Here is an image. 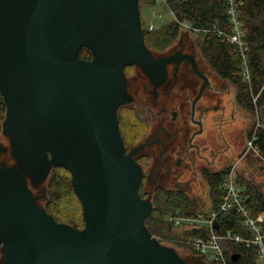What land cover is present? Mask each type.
Listing matches in <instances>:
<instances>
[{
  "label": "water",
  "instance_id": "water-1",
  "mask_svg": "<svg viewBox=\"0 0 264 264\" xmlns=\"http://www.w3.org/2000/svg\"><path fill=\"white\" fill-rule=\"evenodd\" d=\"M140 14L139 0H0L4 132L17 160L0 166L3 264H188L146 226L155 208L117 126L124 68L163 77L171 61L146 46ZM53 167L71 172L83 228L57 222L28 186L29 176L42 190Z\"/></svg>",
  "mask_w": 264,
  "mask_h": 264
},
{
  "label": "flooded vegetation",
  "instance_id": "flooded-vegetation-1",
  "mask_svg": "<svg viewBox=\"0 0 264 264\" xmlns=\"http://www.w3.org/2000/svg\"><path fill=\"white\" fill-rule=\"evenodd\" d=\"M154 58L157 61L171 58L165 64L163 77L156 73L150 77L137 64L124 68L125 89L130 99L115 111L124 153L131 155L142 169L139 185L142 198L147 193V173H151L156 181L154 194L158 190L181 192L189 200L198 201L197 196H191L194 186L210 189L207 175L223 171L214 164L218 155L208 154L212 147L206 139L205 109L199 105L204 91L212 86L210 76L187 48ZM6 117L7 105L0 91V166H16L11 137L4 132ZM214 149L221 150L223 145L219 143ZM214 149L211 154L216 152ZM249 151L245 150L239 158L248 160ZM12 156L14 165L8 164ZM254 170L248 179L255 184L252 177L263 173L264 166Z\"/></svg>",
  "mask_w": 264,
  "mask_h": 264
},
{
  "label": "trees",
  "instance_id": "trees-1",
  "mask_svg": "<svg viewBox=\"0 0 264 264\" xmlns=\"http://www.w3.org/2000/svg\"><path fill=\"white\" fill-rule=\"evenodd\" d=\"M157 0H153V4ZM169 7L174 11L180 21H185L195 29L202 37L201 54L215 73L224 80L231 82L237 89V104L250 113L258 109H264V0H243L240 7L241 20L245 28L244 40L247 49L242 52L239 47L229 40L232 26L227 11V0H167ZM167 40H174L181 28L178 22L166 24L163 27ZM146 46L149 42L148 29L142 26ZM156 31V30H153ZM156 41V40H155ZM91 51L83 47L80 51ZM85 59V58H83ZM253 147L261 158L264 159V127L255 129ZM253 135H251L252 137ZM63 169L64 172H61ZM221 172L207 175L210 185L212 206L217 207L221 195L219 185ZM238 182L242 188L241 195L253 215L264 212V195L257 186L249 179L238 176ZM49 194L51 205L58 203L62 198L69 195L77 196L71 172L64 167H56L54 175L49 182ZM79 199V198H78ZM156 211L146 219V226L153 234L154 228L168 231L172 225L168 224L165 216L175 209L181 214L192 215L195 211L187 209L191 201L181 192L156 191L153 197ZM57 222L54 212L46 209ZM83 215V213H82ZM226 228L238 232H246L239 223V216L234 212L226 213L221 218ZM64 223V222H63ZM84 221L82 220L83 224ZM80 228L79 224L72 225ZM84 227V224L82 225ZM264 229V225H263ZM227 253L228 264H261L254 248H247L242 244H229ZM233 253L241 254L238 261H232ZM215 264L214 262H211Z\"/></svg>",
  "mask_w": 264,
  "mask_h": 264
},
{
  "label": "rangeland",
  "instance_id": "rangeland-1",
  "mask_svg": "<svg viewBox=\"0 0 264 264\" xmlns=\"http://www.w3.org/2000/svg\"><path fill=\"white\" fill-rule=\"evenodd\" d=\"M152 1L153 0H139L142 26L147 29L150 21L153 19L155 25L153 30H156H149L151 33L147 34L149 40H154V43L149 42V44H147L148 49L152 54L158 57L164 54L169 55V53H172L178 48H187L190 49L192 54L202 63L201 65L207 70L212 84L211 87H208L204 91L203 97L199 101V105L205 109L204 115L207 117H205V123H209V125L206 124V139L207 144H210L212 150H209L208 154L211 156L218 155L217 159H215L216 163L214 164L216 168H219L226 162H236L239 157L243 156L245 150H250L246 157H249V159L241 160L239 163L238 173L243 178H251V173L256 171L254 170L255 167H259L260 165L263 166L264 164V159L259 156L255 148H249V142L252 140L251 135H253L255 129L264 127V109H258L253 115V113L246 111L237 104L236 87L231 82L221 79L207 63L203 54H201L202 37L197 31L189 27H181L174 40H167L163 33L164 29L161 27L175 22V16L171 14V9L163 0H157L154 4ZM153 12L160 14L161 17L159 15L157 18H154L152 15ZM81 56L85 59H91L92 53L84 51ZM200 113L201 111L197 113V116H199ZM240 140L244 141L243 145ZM216 141L218 144L221 143L223 145V149H214V146L218 145L215 143ZM213 149L216 152L211 154L210 152H212ZM8 164H15L13 156L8 159ZM230 165L226 166L224 170ZM55 168L56 167H53L52 176L54 175ZM61 172H64L63 169ZM147 174L148 184L146 187L147 193L145 200L150 201L153 204V208H155L153 195L156 181L151 173ZM27 179L28 186L32 189V193L36 195L37 204H42L41 206L45 209L54 212L55 218L58 221H63L70 225L79 224V227L82 228V205L78 196L69 195L62 198L58 203L51 205L49 183L42 185V190H40L31 182L29 176ZM252 179L255 180L258 190L264 195V172H258L256 177H252ZM191 196H197L195 198L198 201L195 199L190 200L191 203L188 205L187 209L195 212H206L211 208V201L209 200L211 198L210 189H207V187L201 190L199 184L195 185L194 195L192 194ZM174 211L180 210L175 209ZM153 235L161 244L174 248L188 264H212V261H209L208 257L201 256L184 243L183 238L189 236L188 229L184 227H172L170 231L166 228H154ZM227 247L226 255L230 250L229 245ZM213 253L214 251L210 249L209 257H212ZM3 255L4 251L2 248V251H0V264H3Z\"/></svg>",
  "mask_w": 264,
  "mask_h": 264
},
{
  "label": "built area",
  "instance_id": "built-area-1",
  "mask_svg": "<svg viewBox=\"0 0 264 264\" xmlns=\"http://www.w3.org/2000/svg\"><path fill=\"white\" fill-rule=\"evenodd\" d=\"M163 1L169 7L168 1ZM242 5L243 0H227V11L232 26L229 40L244 52L247 49V44L244 40L246 30L239 11ZM171 14L175 16V20L181 27L193 29L185 21H180L174 11L171 10ZM152 15L154 18H157L160 14L153 12ZM154 27L155 25L152 19L147 29L153 30ZM193 30L196 31L195 29ZM254 134L255 131L252 140L249 142V148H254ZM240 162L241 158L221 172L219 185L221 195L218 204H216L217 207H213L211 201V208L206 212L201 211L194 212L192 215H184L180 211H174L167 214L164 220L172 225V227H184L188 229L189 236L183 238L184 243L201 256L208 257V260L215 264H228L226 260V249L231 243L242 244L247 248H254L257 252L259 262L264 264V212L253 215L244 197L241 195L242 188L238 182V166ZM231 211L239 216V223L246 232H238L224 227L221 218L224 214L230 213ZM210 249L214 251L212 257H209Z\"/></svg>",
  "mask_w": 264,
  "mask_h": 264
},
{
  "label": "crops",
  "instance_id": "crops-1",
  "mask_svg": "<svg viewBox=\"0 0 264 264\" xmlns=\"http://www.w3.org/2000/svg\"><path fill=\"white\" fill-rule=\"evenodd\" d=\"M207 125H209V123H207ZM217 142V141H216ZM218 144V143H217ZM227 163V164H226ZM226 163H224V165L221 167V169H223V171H224V169H225V167L226 166H228V165H230V164H232V163H234V162H226ZM255 164V163H254ZM260 166H262V165H260ZM259 166V167H260ZM263 166H264V164H263ZM257 168V167H256ZM211 196V195H210ZM210 201H212V197L209 199Z\"/></svg>",
  "mask_w": 264,
  "mask_h": 264
}]
</instances>
